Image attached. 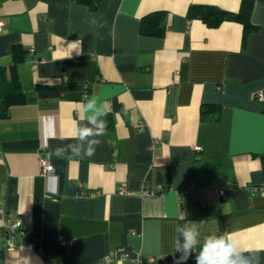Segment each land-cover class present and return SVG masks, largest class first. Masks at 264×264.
Masks as SVG:
<instances>
[{
	"label": "crops",
	"instance_id": "1",
	"mask_svg": "<svg viewBox=\"0 0 264 264\" xmlns=\"http://www.w3.org/2000/svg\"><path fill=\"white\" fill-rule=\"evenodd\" d=\"M87 1L0 0V66L26 52L15 74L27 97L0 117V210L28 233L12 248L0 237V264H162L182 255L187 221L201 244L232 233L264 264V193L247 190L264 185V0H252L245 43L237 22L187 16L238 13L242 0ZM152 13L162 37L140 34ZM93 97L106 112L99 146L57 157Z\"/></svg>",
	"mask_w": 264,
	"mask_h": 264
},
{
	"label": "clouds",
	"instance_id": "2",
	"mask_svg": "<svg viewBox=\"0 0 264 264\" xmlns=\"http://www.w3.org/2000/svg\"><path fill=\"white\" fill-rule=\"evenodd\" d=\"M75 49L77 42L69 45ZM82 119L86 121L83 125H78L74 130L76 144L65 147H57L55 155L63 156L69 149L74 155L92 156L95 149L100 144L98 137L105 134L106 122L102 119L106 115L104 105L97 102L93 97L82 104L80 109ZM178 234L174 241L175 251L182 255L177 260V264H182L188 260L195 251L200 241V231L196 222L187 221L176 228ZM248 251L243 249L234 239V234L224 233L221 235H209L203 239L200 251L196 256V264H259V256L245 255Z\"/></svg>",
	"mask_w": 264,
	"mask_h": 264
},
{
	"label": "trees",
	"instance_id": "3",
	"mask_svg": "<svg viewBox=\"0 0 264 264\" xmlns=\"http://www.w3.org/2000/svg\"><path fill=\"white\" fill-rule=\"evenodd\" d=\"M82 3H91L87 0H78ZM252 0H242L238 13L225 12L211 6H191L187 16L189 19H197L204 22L208 27L215 28L224 21L237 22L243 27V43L248 34L253 30L250 24V13L252 10ZM166 23L161 13H152L145 16L140 25V34L144 36L162 37L164 36ZM25 51L17 46L13 47L10 54L9 64L0 66V117H8L9 110L13 106L23 105L27 102V97L20 87L16 78L15 67L23 61ZM206 117V110H203ZM207 118V117H206Z\"/></svg>",
	"mask_w": 264,
	"mask_h": 264
},
{
	"label": "built area",
	"instance_id": "4",
	"mask_svg": "<svg viewBox=\"0 0 264 264\" xmlns=\"http://www.w3.org/2000/svg\"><path fill=\"white\" fill-rule=\"evenodd\" d=\"M3 25H4L3 21L0 20V30L3 27ZM256 97L259 99H264V92H259L256 95ZM83 98L86 99L87 95L85 94L83 96ZM196 149L198 150V148H196ZM39 163H40V174L42 176H49V175H52L54 173L53 166L49 161L42 158L39 160ZM247 190L250 191L251 193H264V185H261L259 187H249V188H247ZM127 193L128 192L124 187H121L119 189L120 195H124ZM221 195L224 196V194H221ZM145 196H146V194H145ZM0 220L3 221V226L0 227V237L1 236L5 237L7 245L9 248H12V247L16 246L17 244L24 242V239L26 238L28 233H27V231H25L24 229L21 228L22 222L20 220H16L14 222L10 221L5 216V214L3 213L2 210H0ZM62 246L67 249L70 246V241H61L59 243V247H62ZM121 257L125 258L126 256L121 255ZM177 260H178L177 257L175 255H173V256L165 259L162 264H175V262H177ZM105 261H107V259H105ZM149 261H153V259L150 258Z\"/></svg>",
	"mask_w": 264,
	"mask_h": 264
}]
</instances>
